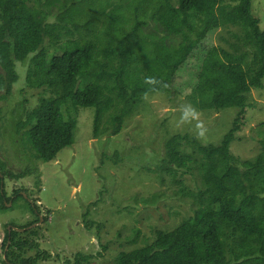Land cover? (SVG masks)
<instances>
[{
	"label": "trees",
	"instance_id": "1",
	"mask_svg": "<svg viewBox=\"0 0 264 264\" xmlns=\"http://www.w3.org/2000/svg\"><path fill=\"white\" fill-rule=\"evenodd\" d=\"M237 1L230 7L224 0H133L134 4L108 11L109 2L101 0H0V102L12 96L20 79L17 64L27 61V86L50 95L40 98L30 113L23 114L20 106L10 122L17 135L26 132L38 160L53 161L73 145L77 120L66 119L63 113L69 102L76 113L78 108L96 109V138L105 118L111 135L120 134L125 120L144 102L147 76L166 85L149 95L173 93L199 111H238L219 145H203L188 134L165 140L156 171L171 176L183 192L178 173L194 167L202 181L193 196L197 207L176 228L156 229L151 243L119 253L115 264H264V139L255 161H241L231 152L245 126L248 95L263 87L264 30L252 12L255 0ZM96 8L98 12H92ZM145 8L151 9L150 20L167 36H180L182 41L175 45L167 36L146 33L149 22L137 15L142 12L146 17ZM131 9L133 19L126 15ZM221 28H237L244 34L235 35L238 44L231 51L214 43ZM76 33L79 38L67 41L60 55L50 56L43 48L48 39L56 50L61 36ZM7 125L8 121L2 127ZM7 170L0 157V211L11 201L5 178L27 176ZM19 194L14 192L15 199ZM37 223L40 218L19 229ZM84 223L88 228L93 225ZM24 231L13 229L7 235L5 247L11 246L3 264H14L10 250L23 249L21 235L39 234L38 228ZM93 259L77 254L74 264ZM19 264L31 263L22 259Z\"/></svg>",
	"mask_w": 264,
	"mask_h": 264
},
{
	"label": "rangeland",
	"instance_id": "2",
	"mask_svg": "<svg viewBox=\"0 0 264 264\" xmlns=\"http://www.w3.org/2000/svg\"><path fill=\"white\" fill-rule=\"evenodd\" d=\"M101 1L109 2L108 11L133 2ZM237 3V0H224L230 7ZM87 10L88 15L98 12L97 8L92 12ZM252 12L264 30V0H255ZM151 13L149 8H145L146 17L137 12L140 20L149 22L145 32L166 37L162 28L150 20ZM126 15L133 19L135 10ZM196 26L198 29L200 24ZM68 28L74 31L72 25ZM235 35L244 34L237 28H221L214 36V43L231 51V46L238 44ZM77 38V33L61 36V47L56 50L55 43L51 46L46 39L43 48L50 56L60 55L64 44ZM181 41L180 36H167L168 43L178 45ZM29 65L30 61L17 64L20 79L13 87L12 96L0 102V157L5 160L8 172L27 174L19 180L5 178V191L11 201L5 211H0V264L7 259L9 249L5 244L9 231L37 218H40L38 226L22 229L26 230L22 233L38 228V236L21 235L23 249L10 250L14 264L22 259L31 264H74L77 254L93 256L90 264H115L119 253L151 243L156 229L170 231L193 215L197 207L193 196L202 186L197 170L192 167L187 173H178L184 182V193L171 176L156 171L169 136L188 134L196 139L191 125L176 126L180 105L189 103L184 97L168 92L149 95V100H144L138 111L125 120L120 134L111 135V126L105 118L97 138L94 136L96 109L78 108L76 113L69 102L63 113L66 119L77 120L73 145L55 160L43 162L32 151L26 132L17 135L10 127L11 118L20 106L23 114H27L38 105L40 98L50 96L44 90L27 86ZM248 104L244 129L231 147L232 154L241 161H255L261 153L264 81L261 89H253L248 95ZM237 112L235 108L200 111L209 131L205 142L196 140L203 145H219ZM7 121L9 125L2 127ZM15 191L20 192L16 199ZM85 221L93 222L92 227H86Z\"/></svg>",
	"mask_w": 264,
	"mask_h": 264
},
{
	"label": "clouds",
	"instance_id": "3",
	"mask_svg": "<svg viewBox=\"0 0 264 264\" xmlns=\"http://www.w3.org/2000/svg\"><path fill=\"white\" fill-rule=\"evenodd\" d=\"M145 85L148 86V90L143 94L142 99L145 101L149 100V93L157 91L159 87L166 86L163 81L157 79L154 76H147L144 78ZM179 118L176 120V126L178 128L184 127L185 125H191L194 132L195 138L205 142L208 136V126L203 119H201L200 111L192 103H184L179 108Z\"/></svg>",
	"mask_w": 264,
	"mask_h": 264
},
{
	"label": "water",
	"instance_id": "4",
	"mask_svg": "<svg viewBox=\"0 0 264 264\" xmlns=\"http://www.w3.org/2000/svg\"><path fill=\"white\" fill-rule=\"evenodd\" d=\"M41 221H43V219L41 218ZM38 226V224L36 225V227ZM17 231H24V230H21V229H16ZM11 233V230L9 231ZM9 245L10 243L7 244V249L9 248Z\"/></svg>",
	"mask_w": 264,
	"mask_h": 264
}]
</instances>
